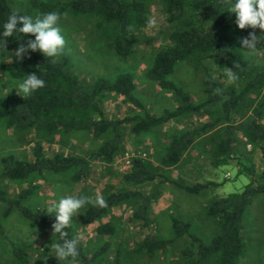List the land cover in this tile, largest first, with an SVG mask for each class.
<instances>
[{"label":"trees","instance_id":"1","mask_svg":"<svg viewBox=\"0 0 264 264\" xmlns=\"http://www.w3.org/2000/svg\"><path fill=\"white\" fill-rule=\"evenodd\" d=\"M150 0H27L24 9L16 10L12 0H0V46L4 44L3 25L12 14L32 17L35 13L43 17L50 12L61 16L59 24L67 18L86 19L92 24L91 31L105 40L120 57H128L134 50L133 37L145 27L149 16ZM169 23L170 43L157 50L154 60L145 72V78L157 82L163 89L171 91L179 103L174 109H166L162 114L145 110L144 103L136 95L137 76L132 71H124L114 78L97 77L91 83L84 82L71 57L62 54L53 64L40 52H28L29 65L2 63V69L19 79L36 73L45 81V87L24 98L17 92L0 97V120L20 133L34 131L36 137L47 143L58 142V137L73 131H85L95 140L103 139L96 151L89 157L58 152L48 155L44 145L37 142L33 159H20L13 154L5 155L0 162V203L4 215L18 212L42 228H52L55 215L47 209H33L28 205L36 186L22 188L10 195L3 188L5 180H24L33 174L73 172V181H81L90 174L91 160L111 163L123 148V130L130 128L133 134H141L158 129L175 118L188 117L193 113H203L209 120L201 125L174 131L165 152L158 162L165 168L177 165L185 154L200 139L212 138L210 153L217 164L223 163L222 156H234L244 140L250 145H260L264 161V60L253 61L241 40L254 32L261 42L258 28L239 29L236 15L227 11L221 0H160ZM129 25L133 31H129ZM20 39V40H17ZM35 39L32 35L14 33L6 38L7 55L16 51L21 43ZM206 60L218 67L233 68L239 79L222 89L212 79L207 80L211 91L220 88L219 95L202 103H195L189 93L177 84L171 75L181 62H188L194 69H200ZM239 67H235V63ZM107 93L123 96L124 101L134 107L144 109L143 114L123 118H110L103 109V99ZM108 135H110L108 137ZM106 137V138H105ZM250 182L242 190L226 196L214 198L205 209V216L214 225V235L210 241L194 233L188 221L172 217L174 235L167 239L145 237L132 247L134 254H150L167 248L172 243L186 239L178 264H239L247 248L244 236L246 214L258 195L264 194V167L256 176L253 168L248 169ZM163 180L157 181L158 177ZM167 177L157 173L143 158H136L131 171L123 176L127 187L111 191L102 197L107 207L89 204L84 209V222L95 223L106 216L113 207L128 203L134 207L133 217L151 223L150 207L162 195L161 184ZM151 184L148 193L143 187ZM209 184L180 185L190 193H201ZM74 238L73 226L66 229ZM101 235L116 234L111 221L97 226ZM0 237L7 238L6 229L0 222ZM56 242L62 243L59 234ZM111 244L105 242L92 254L79 244L80 255L77 264H107L101 259L109 252ZM16 264H29L28 252L12 246ZM108 264H122L118 250Z\"/></svg>","mask_w":264,"mask_h":264},{"label":"rangeland","instance_id":"2","mask_svg":"<svg viewBox=\"0 0 264 264\" xmlns=\"http://www.w3.org/2000/svg\"><path fill=\"white\" fill-rule=\"evenodd\" d=\"M26 4L27 0H12L16 10L24 9ZM38 16L35 13L32 18ZM149 16L157 21V27H145L137 31L133 37L134 50L126 58L117 55L111 45L92 33V24L86 19L67 18L59 27L66 40L62 54L71 57L75 70L84 82L91 83L101 76L114 78L121 72L132 71L137 76L135 93L144 103L145 110L160 115L166 109H174L179 101L171 91L145 78V72L153 62L157 50L170 43L169 23L160 0H150ZM258 31L262 37L261 42L256 50L248 52V56L253 61L260 62L264 60V30L258 28ZM5 58L12 59V63L21 66L29 65L28 53L23 60L15 57V51L0 55V97L17 92L18 84L23 82L2 69L1 64L7 63L4 62ZM204 63L196 70L188 62H181L171 75L195 103L205 102L212 96L211 88L207 84L208 79H212L222 89L230 84L223 68L210 60ZM102 106L106 116L110 118H123L143 114L145 111L125 102L123 96L116 93H107ZM208 120L207 115L203 113H193L188 117L172 119L154 131L138 135L131 133L130 128L126 127L123 130V148L115 160L111 163L91 160L90 174L81 181H73L72 171L33 174L24 180H5L3 188L8 194L15 195L22 188L30 184L35 185L36 190L28 201V205L33 209H47L52 203L66 196H88L94 200L96 195L103 196L127 187L123 181L124 174L131 171L134 159L143 158L152 169L168 178L161 184L162 195L150 207L151 223L145 225L143 220L135 219L134 207L128 203L113 207L106 216L95 223H85L83 215L84 209L91 204L88 203L80 210L79 216L73 217V231L75 237H82L80 244L88 254L109 242L110 250L101 259L107 264L118 250L121 251L122 264H178L182 258L181 251L187 242L185 238L154 255L134 254L132 247L145 237H173L172 217L190 222L194 233L205 241H210L214 235V225L204 214L208 204L216 197L242 190L251 179L247 173L248 169L253 168L259 177L264 167L260 145H250L244 140L234 156H222L224 162L217 164L210 153V136L197 141L177 165L165 168L159 164L158 157L165 152L174 131L201 125ZM102 141L103 139H93L85 131H73L59 136L58 142L51 144L38 139L34 131L20 133L0 120V162L1 158L8 154L20 159H33L37 142L44 145L48 155L61 152L89 157ZM127 153L131 158L130 163L126 159ZM160 180L163 178L159 176L157 181ZM196 183L212 184L198 194L190 193L180 186ZM151 187V184H148L142 191L148 193ZM107 221L114 223L116 234L101 235L97 232V226ZM0 222L7 234V238L0 237V264H16L17 260L12 254L13 245H18L28 252L29 264H45L46 256V264H60L55 256H51L54 253L50 255L52 244L57 243L52 228L39 227L18 212L4 215L2 203ZM244 236L247 248L239 264H264V194L255 198L246 214Z\"/></svg>","mask_w":264,"mask_h":264},{"label":"clouds","instance_id":"3","mask_svg":"<svg viewBox=\"0 0 264 264\" xmlns=\"http://www.w3.org/2000/svg\"><path fill=\"white\" fill-rule=\"evenodd\" d=\"M227 5V11L236 15V24L239 29L246 28L264 30V0H221ZM61 16L58 12H50L43 17H36L33 19L26 15L12 14L9 16L8 21L3 25L2 35L5 38L4 44L0 46V51H7L6 38L13 37L14 33L23 34V36L32 35L35 39L27 40V43H21L19 48L15 51V57L23 60L25 54L30 50L32 52H40L46 58H49L53 64L57 62L56 58L59 57L65 48L66 40L61 34L62 30L59 27ZM148 28H156L157 21L149 17L146 21ZM129 31H133V27L129 25ZM20 40V39H17ZM258 37L254 32L249 34V37L241 40L242 45L248 50H256ZM30 58V57H29ZM9 64L12 59L5 58ZM235 67H239V63H235ZM225 75L229 83L238 81V75L233 71V68L224 67ZM45 87V81L40 78L36 73L28 74L23 82L18 84L17 93L27 98L34 92ZM220 88H214L212 94L219 95ZM88 203L93 206L105 208L107 201L100 195H96L93 200L88 196H66L61 197L58 202L52 203L47 208L49 215L55 214V222L52 224L53 234H59L62 243H53L51 246V253L59 261L60 264H77V258L80 255L79 247L82 237L77 236L69 239L66 229L72 227L73 217L81 214L80 210ZM48 257L44 258L45 264Z\"/></svg>","mask_w":264,"mask_h":264},{"label":"built area","instance_id":"4","mask_svg":"<svg viewBox=\"0 0 264 264\" xmlns=\"http://www.w3.org/2000/svg\"><path fill=\"white\" fill-rule=\"evenodd\" d=\"M126 159H127V162L130 163L131 162V158L129 157V154L127 153L126 155Z\"/></svg>","mask_w":264,"mask_h":264}]
</instances>
